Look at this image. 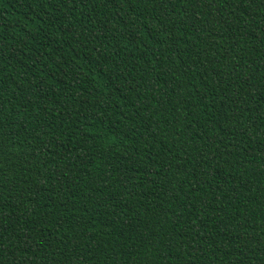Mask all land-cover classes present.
I'll return each instance as SVG.
<instances>
[{
	"label": "trees",
	"instance_id": "16d2710c",
	"mask_svg": "<svg viewBox=\"0 0 264 264\" xmlns=\"http://www.w3.org/2000/svg\"><path fill=\"white\" fill-rule=\"evenodd\" d=\"M0 264H264V0H0Z\"/></svg>",
	"mask_w": 264,
	"mask_h": 264
}]
</instances>
